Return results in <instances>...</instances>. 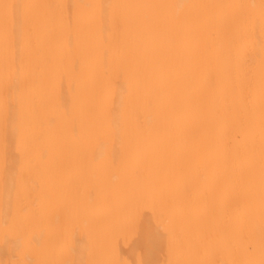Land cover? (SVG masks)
<instances>
[{
	"label": "bare ground",
	"instance_id": "obj_1",
	"mask_svg": "<svg viewBox=\"0 0 264 264\" xmlns=\"http://www.w3.org/2000/svg\"><path fill=\"white\" fill-rule=\"evenodd\" d=\"M0 264H264V0H0Z\"/></svg>",
	"mask_w": 264,
	"mask_h": 264
}]
</instances>
